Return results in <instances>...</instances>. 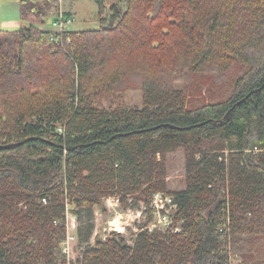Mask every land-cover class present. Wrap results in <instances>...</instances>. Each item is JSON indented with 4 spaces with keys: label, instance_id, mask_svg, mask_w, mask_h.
Masks as SVG:
<instances>
[{
    "label": "trees",
    "instance_id": "trees-1",
    "mask_svg": "<svg viewBox=\"0 0 264 264\" xmlns=\"http://www.w3.org/2000/svg\"><path fill=\"white\" fill-rule=\"evenodd\" d=\"M95 1L100 28L64 44L42 27L60 0H20L21 29L0 30V264H72L67 203L93 219L108 194L138 231L93 245L80 225V264H264V0ZM239 68L228 98L185 106L178 81ZM130 87L143 107L94 102ZM178 149L186 187L168 191ZM158 191L179 231L149 228Z\"/></svg>",
    "mask_w": 264,
    "mask_h": 264
},
{
    "label": "rangeland",
    "instance_id": "rangeland-1",
    "mask_svg": "<svg viewBox=\"0 0 264 264\" xmlns=\"http://www.w3.org/2000/svg\"><path fill=\"white\" fill-rule=\"evenodd\" d=\"M1 1V0H0ZM60 9L71 11L74 15V21L70 25L71 31H84L88 29H97L101 26L98 4L95 0H61ZM111 3L108 4V9ZM53 18L47 19V24L44 27L50 26L52 29ZM242 69L231 70L224 76H219L215 73L193 74L191 80H180L176 83L177 89L180 91L185 100L187 108H195L205 103L222 101L231 94L238 77L243 71ZM94 102L101 107L118 108L135 106L143 107V92L141 88L130 87L124 90L103 91L94 98ZM61 129V126L59 127ZM167 167V190H181L186 187V155L184 149H178L170 152L166 156ZM69 201V200H68ZM68 216H73V206L69 201ZM145 206H142L144 209ZM142 210L133 208L124 209L120 201V195L108 194L102 196L94 206L93 219H89L87 211L82 212V217H77V227H70V232L76 233L81 225L86 227L89 221L95 224L94 232L91 238V244H96L98 240L107 241L113 236L114 232L122 233L127 238H130L132 232H137V223L140 220ZM79 238L73 240V251L68 255L72 264H80L79 257L82 259V252L85 249L84 243H79ZM130 243L133 241L130 239ZM63 244V243H62ZM255 260H264V252H257ZM243 257L239 254L233 256V264H241ZM68 263H70L68 261Z\"/></svg>",
    "mask_w": 264,
    "mask_h": 264
},
{
    "label": "built area",
    "instance_id": "built-area-1",
    "mask_svg": "<svg viewBox=\"0 0 264 264\" xmlns=\"http://www.w3.org/2000/svg\"><path fill=\"white\" fill-rule=\"evenodd\" d=\"M61 1V0H60ZM74 21V16L72 14L68 15L65 13V10L60 9L58 17L52 22L51 30V40L64 44L65 40L70 42V25ZM61 132L64 131V127L59 129ZM153 215L155 216L154 220L149 225L151 229H160L161 231H166L169 228H173L174 231H179V228L175 225V212L178 209V205L174 200V197L164 191H158L154 194L151 204H150ZM69 204L67 203V217H66V226H67V236L62 242L63 251L66 254H70L73 251L72 242L73 240L79 238L78 231L76 233L70 232V227H77V215L68 216ZM79 228V227H78ZM71 259H69L70 261Z\"/></svg>",
    "mask_w": 264,
    "mask_h": 264
},
{
    "label": "crops",
    "instance_id": "crops-1",
    "mask_svg": "<svg viewBox=\"0 0 264 264\" xmlns=\"http://www.w3.org/2000/svg\"><path fill=\"white\" fill-rule=\"evenodd\" d=\"M22 27L20 0L0 1V30L15 31ZM51 29L50 26L44 27Z\"/></svg>",
    "mask_w": 264,
    "mask_h": 264
}]
</instances>
